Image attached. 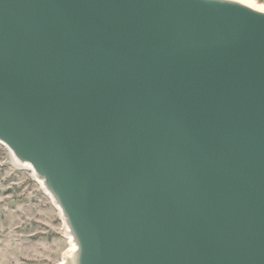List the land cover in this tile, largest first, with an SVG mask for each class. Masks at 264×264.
<instances>
[{
	"label": "water",
	"instance_id": "obj_1",
	"mask_svg": "<svg viewBox=\"0 0 264 264\" xmlns=\"http://www.w3.org/2000/svg\"><path fill=\"white\" fill-rule=\"evenodd\" d=\"M0 143L71 264H264V11L0 0Z\"/></svg>",
	"mask_w": 264,
	"mask_h": 264
},
{
	"label": "rangeland",
	"instance_id": "obj_2",
	"mask_svg": "<svg viewBox=\"0 0 264 264\" xmlns=\"http://www.w3.org/2000/svg\"><path fill=\"white\" fill-rule=\"evenodd\" d=\"M69 247L60 211L33 171L0 143V264H71Z\"/></svg>",
	"mask_w": 264,
	"mask_h": 264
},
{
	"label": "bare ground",
	"instance_id": "obj_3",
	"mask_svg": "<svg viewBox=\"0 0 264 264\" xmlns=\"http://www.w3.org/2000/svg\"><path fill=\"white\" fill-rule=\"evenodd\" d=\"M237 1H240V2H242V3H244V4H246V5H249V6H251V7H253V8H255V9H258V10H261V11H264V5L263 4H260V3H258L257 1H254V0H237ZM29 168V167H28ZM42 185V184H41ZM58 208V207H57ZM58 210L60 211V209L58 208ZM60 213H61V211H60ZM66 228H67V226H66ZM68 229V228H67ZM69 235V234H68ZM69 241H70V247H69V249H68V251L66 252V257L67 256H72V254L74 253V251H75V244H74V242H73V240H72V237L69 235ZM64 263V262H63Z\"/></svg>",
	"mask_w": 264,
	"mask_h": 264
}]
</instances>
